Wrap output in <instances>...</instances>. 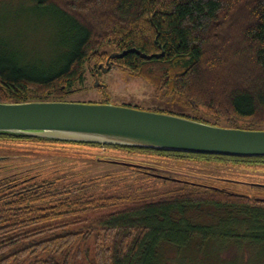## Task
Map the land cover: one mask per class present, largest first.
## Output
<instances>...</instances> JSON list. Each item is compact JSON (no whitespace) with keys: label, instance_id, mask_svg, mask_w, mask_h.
<instances>
[{"label":"trees","instance_id":"trees-1","mask_svg":"<svg viewBox=\"0 0 264 264\" xmlns=\"http://www.w3.org/2000/svg\"><path fill=\"white\" fill-rule=\"evenodd\" d=\"M7 1L18 0L0 4ZM28 2L12 18L0 12V103L73 102L68 97L85 83L87 66L134 49L113 66L149 80L167 100L202 107L209 119L183 117L216 126L224 119L248 130L256 129L242 122H264V0ZM7 141L41 146L36 151L45 156L58 145L98 150L89 160L145 178L124 191L120 184L128 180L105 176L109 187L100 193H94L98 179L72 184L75 175L41 179L27 171L0 178V264H264L263 197L208 175L196 183L172 180L181 178L175 169L159 172L151 162L100 151L261 166L264 157L0 133V144ZM27 148L0 146V152L34 153ZM151 180L177 186L160 191Z\"/></svg>","mask_w":264,"mask_h":264},{"label":"rangeland","instance_id":"rangeland-1","mask_svg":"<svg viewBox=\"0 0 264 264\" xmlns=\"http://www.w3.org/2000/svg\"><path fill=\"white\" fill-rule=\"evenodd\" d=\"M28 6H30L28 0H18L15 2L7 1L0 4V12L3 16L12 18L16 10L21 11L24 7ZM108 50L111 51L112 49ZM102 64L106 66V63L101 62H99V64L92 62L89 66H87L85 83L81 87L76 88L75 92L68 97V100L83 103L109 102L114 105H127L140 110H158L162 112L174 113L180 116H189L191 118L209 119L208 114L202 107L194 110L188 107L184 101L181 104L175 100H167L164 93L161 92L152 82L141 76L132 75L118 64L114 65L108 72L104 73L103 69L100 68ZM95 65H97V68H95ZM96 80H98L102 85L95 86ZM213 122L216 123L217 121L213 120ZM219 124H221L220 126L228 127L227 125L229 123L226 120L221 119L219 120ZM241 125L256 130H264V122L256 125L249 122H242ZM0 146H13L17 149L18 147L25 146L29 147L27 149L31 148L34 151V153L30 154L0 152V178L27 171H29L32 175H38V178L41 179L42 177L45 179H55L64 178L68 175H75L73 176L75 178L72 179L75 182H72V184L81 182L82 180L98 179L97 185L99 187L96 188L94 193H100L101 190H105L109 187L110 180L104 179L105 176H110V179L114 180H128L127 182L120 184L123 185L122 187H125L122 188L124 191H130V188H126L127 183L134 184L138 181L137 179L145 178L142 173H139L141 175L140 176L127 169L112 165L111 163H99L97 162V159L96 161L89 160V157H91L92 154L94 155L97 153L98 150H73L69 148H60L61 146L58 145L59 147H51L53 150L50 151H53V154L45 156L39 155V152L36 151L42 150L43 147L41 146L25 145L22 143H13L8 141L7 143L3 142ZM62 153H67L69 155H60ZM100 153L101 156H107L110 158L114 156H123L132 160L151 162L157 165L156 167L158 168H164H156L159 172H170L168 169H175L173 173L179 174L178 176L181 177L171 178L176 181L184 179L196 183V178L200 175H208L219 179H225L229 182L237 183L232 186V189L238 193L264 198V189L257 190L250 186V184L264 185V165H239L193 159L177 160L152 156H139L135 154L128 155L126 152L115 154V152H111L110 150H101ZM182 172L184 174H181ZM158 177L163 178L164 176ZM149 184H157L155 189L160 191L167 187L177 186V184H172L169 181L164 183L159 180H151L149 181ZM162 185L165 187L162 188ZM97 214H101V210H99ZM92 245L93 242H90V247ZM82 246L83 244L81 247ZM83 249L84 248H82V251Z\"/></svg>","mask_w":264,"mask_h":264},{"label":"water","instance_id":"water-1","mask_svg":"<svg viewBox=\"0 0 264 264\" xmlns=\"http://www.w3.org/2000/svg\"><path fill=\"white\" fill-rule=\"evenodd\" d=\"M132 52L136 50L113 53L100 68L106 73L115 59ZM95 86L101 83L96 80ZM0 133L192 154L264 157V130L216 126L109 102L0 103ZM250 186L264 189V185Z\"/></svg>","mask_w":264,"mask_h":264}]
</instances>
